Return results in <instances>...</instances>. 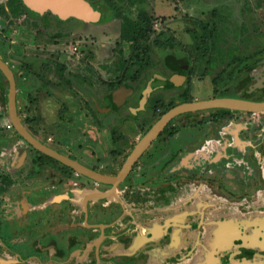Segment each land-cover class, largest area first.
Here are the masks:
<instances>
[{
    "label": "rangeland",
    "instance_id": "1",
    "mask_svg": "<svg viewBox=\"0 0 264 264\" xmlns=\"http://www.w3.org/2000/svg\"><path fill=\"white\" fill-rule=\"evenodd\" d=\"M85 1L102 14L104 21L92 23L78 17L62 18L51 10L33 13L23 0V13L16 16L0 13V57L15 72L21 118L45 140L58 141L56 144L67 154L79 155L89 164L98 162L102 170L118 173L144 130L164 112L185 102L184 89L178 86L184 84L187 76L185 68L181 71L180 63L194 70L191 89L194 101L233 91L249 96L264 93L261 89L264 85V0H136L133 5L128 0ZM8 3L9 0H0L6 7ZM141 10L152 18L151 33L136 45L128 44L120 38L123 20L118 15L122 13L137 19ZM207 38H210L209 43L205 42ZM172 39H175L174 47H161L157 43L164 41L169 45ZM75 47L78 50L74 51ZM147 52L154 63L148 73L138 82L126 81L119 85L125 70ZM172 62L177 65L173 67ZM58 64L65 67L61 73ZM156 75L179 78L176 83L180 85L151 92L150 103H146L144 97L138 109L134 98H127L124 90L135 88L136 93L146 94ZM113 84L116 86L111 89ZM120 91L124 92V100L115 106L111 98ZM213 113L214 110H206L197 114L209 117ZM195 115L190 113L175 119L170 129L172 134H177L172 138H165V134L160 140L170 141L169 145L177 149L182 140L201 139L204 133L206 138L216 140L212 142L211 152L216 150L214 146L224 142L233 145V121L223 125L215 122L214 126L207 120L204 122L207 128L198 134L190 127ZM218 125H222L221 129ZM119 135H123L121 140L124 141L117 143L114 136ZM35 156L32 146L10 127V84L0 70V174L10 173L15 179L9 193L0 190V218L14 217L18 202L23 198L25 207L31 209L30 213L25 211L31 215L30 221L23 217L27 222L25 230L31 231L29 235L33 231V236L50 235L55 225L83 222L84 215L69 194V188L82 178L75 173L67 185L61 180L58 167L53 163L34 164ZM227 167L223 173L231 170ZM231 167L233 169V164ZM192 170L194 166L185 171L191 173ZM185 179L182 176L176 185L161 186H175L182 189L181 195L185 193L173 199L176 207L184 204L183 199L191 194H195L198 202L202 197L199 194H206L207 199L219 201L217 210L210 213L218 215L219 220L238 222L264 217L261 192L255 197L257 203L235 196L233 191L215 190L216 196H213L207 191L213 192L208 176L189 183ZM224 182L230 185L228 180ZM1 183L0 177V189ZM126 185L135 187V180L131 178L122 187ZM247 203L255 210H245ZM114 215L104 220L111 222ZM67 226L62 227V234L59 232L64 237L71 235ZM36 227L40 230H34ZM121 228L124 226L117 230ZM7 233V227L0 226V236L5 238ZM77 235L85 236L86 232L79 231ZM4 244L0 243L4 248L3 260L11 256L17 259L6 251ZM25 244L28 249L23 254L36 256L41 250L37 242L32 247L30 242ZM71 251L67 246L64 248L59 264L66 262ZM47 253L45 251L39 259L30 258V263L52 262L54 254ZM2 262L0 260V264Z\"/></svg>",
    "mask_w": 264,
    "mask_h": 264
},
{
    "label": "flooded vegetation",
    "instance_id": "2",
    "mask_svg": "<svg viewBox=\"0 0 264 264\" xmlns=\"http://www.w3.org/2000/svg\"><path fill=\"white\" fill-rule=\"evenodd\" d=\"M100 22L101 20L98 23ZM172 63L174 64V66L171 64L173 67L177 65L174 62ZM58 65L62 69L65 68L62 64ZM179 66L181 71L185 68L184 75L187 78L185 77L184 84L178 86L180 89H184L182 95L185 102L176 106L221 97L242 99V102L264 101L262 91L250 96L233 91V93L230 92L227 95L218 94L212 98L194 101L191 92L194 70L188 68L186 63H180ZM145 75L136 81H127L138 82ZM151 81L149 86L152 89L147 97L144 92L136 93L135 88L124 90L127 98H134V105L138 109L141 106L142 98L145 97L144 101L150 103L151 95L155 90L166 91L168 87L180 85L176 83L178 78L173 80L159 77V75L154 76ZM123 84L120 83L119 85ZM113 86L116 85L113 84ZM261 89H264V85ZM123 95V91L115 93L111 98L113 105L122 104ZM176 106L164 112L154 124ZM233 108L232 111L227 108L199 109L176 116L141 153L125 178L117 186L113 184L115 177L122 173L136 145L154 124L148 130H144L142 137L134 143L120 171L109 173L102 170L96 164L98 162L89 164L80 159L79 155L67 154L56 144L58 141H54V139L45 140L30 128L27 121L24 123L22 120L29 133L45 147L57 151V154L66 160L71 159L73 162L90 168L94 173H99L97 177L91 178L35 148L31 142L18 132L11 118L10 109V127L15 129L22 140L32 146L36 154L32 159L34 164L37 162L38 164L53 163L60 170L61 180L67 185L75 173L82 178L81 182H76L69 188V194L72 197L70 200L72 199L79 205L78 208L84 215V221L78 222L76 220L74 223H69L68 226L55 225L57 227L53 228L54 232H51L50 235L33 236L34 231V234L29 235L31 231L25 230L27 228L25 223L27 222L23 220V217L31 218V215L27 214L31 212V209L25 207L22 198L18 202V208L15 210L17 213L14 214V217L0 218V226H5L8 229V235L6 234L5 238L0 236V243H6L4 244L6 251L10 255L18 257L14 259L11 256L8 260H3L1 254L4 248L0 246V260L3 261L1 264H31L30 258H42L45 251L48 252L47 254L52 252L54 259L51 260L52 262L43 264H59V262L62 263L59 259L64 254L66 246L72 251L63 264H264V217L257 220L253 218L242 219L238 222L219 220L218 215L210 214L217 210L216 205L219 204V201L216 198L207 199L206 194H199L202 197L201 201L198 202L195 200V194H191L183 199L186 205L182 204L176 207L173 199L181 195L180 191L182 189L175 186L161 187L163 184L174 185L179 183L182 176L186 178V183L197 179L204 180V177L208 176L211 180L210 185L213 188V192L207 189L209 194L216 196L215 190L233 191V195L243 196L246 197L247 201L257 203L255 197L260 192L264 194V111H244L253 110V108L249 109L237 105H233ZM206 110H214L215 113L209 117L198 116L197 113ZM217 110L218 113H216ZM190 113H196L194 119L190 122V127L198 134L207 128L204 125L207 120L212 121L213 124L216 122V124L222 125L233 121V145L230 146V142H224L214 146L216 147V153L214 150L211 152L212 142L216 143V140L206 138L207 134L204 133L201 139L182 140V145L176 147L177 149H173L172 145H169L171 144L170 141L160 140L165 134H167L165 138L175 136L177 133L172 134L170 126L175 119ZM18 114L20 115L19 110ZM258 114H260V117H256ZM222 125H218L220 129ZM218 132H221V130H218ZM114 138L117 143L124 141L121 140L123 135L114 136ZM212 153L213 155H211ZM190 166H194V170L191 173L190 171L186 172L185 170L190 169ZM226 167L231 170L223 173L225 171L223 169ZM0 177L2 182L1 192L9 193L15 185L14 177L10 173H2ZM131 178L135 180V187L132 188V186L127 185L122 187ZM224 180H228L230 185H226ZM148 184H151V187L147 186ZM155 184L159 185L154 186ZM93 185L98 187H93ZM44 188L46 187H42V189ZM113 198L115 200L110 204L109 201ZM25 201H29L28 197ZM128 201L130 203H127ZM169 202H173V205H170ZM244 208L245 210L249 209V211L255 210L250 203H247ZM114 213V219L111 222L104 220V218H109ZM128 218L129 221H127ZM119 225L124 226V228L117 230L120 227ZM64 226H67L71 235L66 237L61 235ZM62 227L64 228L62 229ZM37 229L40 230V227L34 228V230ZM79 231H85L86 235H77ZM53 233L54 235H52ZM95 233H98V235ZM26 242H30L31 247L37 242V246L41 250L37 252L36 256L23 254L28 249L25 246Z\"/></svg>",
    "mask_w": 264,
    "mask_h": 264
},
{
    "label": "water",
    "instance_id": "3",
    "mask_svg": "<svg viewBox=\"0 0 264 264\" xmlns=\"http://www.w3.org/2000/svg\"><path fill=\"white\" fill-rule=\"evenodd\" d=\"M25 5L29 10L33 13H44L46 10H51L58 16L62 18L68 17H78L88 22L97 23L102 19V14L98 11H95L85 0H48V3L42 5L43 7L40 8H32L29 4V0H23ZM65 2H69L70 5H75L77 7V11H62L56 7L57 4H64ZM68 4V3H65ZM35 11H33V10ZM0 70L6 76L10 83L11 87V95H10V109H11V118L14 122L15 127L17 128L18 132L26 138L29 142L33 144V146L43 153L55 158L56 160L75 168L78 172H82L78 169L76 164H71L66 161H63L60 156L54 154L53 152L49 151V147H45L41 142L35 139L29 131L25 128L24 123L18 114L17 106H16V79L15 74L12 68L0 57ZM179 79V78H178ZM151 86H149L148 91L146 92V97L149 95L151 91ZM237 100L241 101L242 99H235L231 97H221L216 99H210L205 101H197L192 103H184L175 108L168 111L164 114L155 124L154 126L148 131V133L141 139V141L136 145L134 151L130 155L129 159L127 160L122 173L115 177L114 185L117 186L126 176V174L130 171L135 161L141 155V153L160 135V133L165 129L167 124L174 119L176 116L199 109H209V108H227L229 110H233L234 108L226 102V100ZM255 105H260L258 108L253 110H244L250 112H261L264 111V101L256 102L251 101ZM242 110V109H241ZM50 149V148H49ZM79 165V164H78ZM83 173V172H82ZM101 181V180H99Z\"/></svg>",
    "mask_w": 264,
    "mask_h": 264
},
{
    "label": "trees",
    "instance_id": "4",
    "mask_svg": "<svg viewBox=\"0 0 264 264\" xmlns=\"http://www.w3.org/2000/svg\"><path fill=\"white\" fill-rule=\"evenodd\" d=\"M126 1V0H121ZM133 5L135 4L136 0H128ZM142 1V0H139ZM24 12V8L22 6L21 0H9V3L7 4V7L0 4V13L3 15H8L9 13L13 15H18L20 13ZM122 20V26H121V35L120 38L122 41L136 45L140 43L144 38L149 36L152 30V18L151 16L145 12L144 10H141L138 14L137 19H134L130 16H123L122 13L118 15ZM104 21L102 18L101 22ZM210 39V38H209ZM209 39L207 38L205 40L206 43H209ZM157 43L161 47H174L175 46V39H172L169 42V45L165 43L164 41H157ZM154 63L152 62L150 54L144 53L141 56L137 58V60L131 65V67L127 68L123 74V79L120 81L121 84H123L127 80H138L141 76L148 73V70L153 67ZM58 66V71L62 72V67L60 65ZM114 86H111V89H113Z\"/></svg>",
    "mask_w": 264,
    "mask_h": 264
},
{
    "label": "bare ground",
    "instance_id": "5",
    "mask_svg": "<svg viewBox=\"0 0 264 264\" xmlns=\"http://www.w3.org/2000/svg\"><path fill=\"white\" fill-rule=\"evenodd\" d=\"M51 1V0H50ZM46 3H48V0H29V4H30V6L32 7V8H40V7H43L42 5H44V4H46ZM65 3H68V4H65ZM64 4H57V8H58V6H59V9H61L62 11H77L78 9H77V7H75V5H70V3L69 2H65ZM33 10V9H32ZM33 11H35V10H33ZM226 102L228 103V104H230L232 107H233V105H237V106H242V107H244V108H253V109H256V108H258L260 105H255V104H253V103H251V102H245V101H237V100H226ZM47 148V147H46ZM48 150L49 151H51V152H53L54 154H57V151H55V150H52V149H49L48 148ZM58 155V154H57ZM59 156V155H58ZM60 158L63 160V161H66V162H68V163H71V164H76L77 166H78V169L80 170V171H82L85 175H87V176H89V177H97V175L99 174V173H94L90 168H87V167H85L84 165H81V164H79V163H77V162H73V161H71V159H68V160H66L65 158H63V157H61L60 156ZM79 164V165H78Z\"/></svg>",
    "mask_w": 264,
    "mask_h": 264
},
{
    "label": "built area",
    "instance_id": "6",
    "mask_svg": "<svg viewBox=\"0 0 264 264\" xmlns=\"http://www.w3.org/2000/svg\"><path fill=\"white\" fill-rule=\"evenodd\" d=\"M76 50H78V48H77V47H75L74 51H76Z\"/></svg>",
    "mask_w": 264,
    "mask_h": 264
}]
</instances>
